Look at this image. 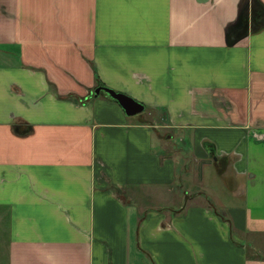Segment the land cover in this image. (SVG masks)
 <instances>
[{"label": "crops", "instance_id": "crops-1", "mask_svg": "<svg viewBox=\"0 0 264 264\" xmlns=\"http://www.w3.org/2000/svg\"><path fill=\"white\" fill-rule=\"evenodd\" d=\"M0 264H264V0H0Z\"/></svg>", "mask_w": 264, "mask_h": 264}, {"label": "water", "instance_id": "water-1", "mask_svg": "<svg viewBox=\"0 0 264 264\" xmlns=\"http://www.w3.org/2000/svg\"><path fill=\"white\" fill-rule=\"evenodd\" d=\"M247 18L245 20V26L247 25ZM100 92L105 93L110 99L117 102L119 106L122 108L126 116L133 117L139 114H142L145 110L144 106L130 98L129 96L121 93H117L106 87H99L95 90L94 94L97 96Z\"/></svg>", "mask_w": 264, "mask_h": 264}, {"label": "rangeland", "instance_id": "rangeland-1", "mask_svg": "<svg viewBox=\"0 0 264 264\" xmlns=\"http://www.w3.org/2000/svg\"><path fill=\"white\" fill-rule=\"evenodd\" d=\"M147 111L148 110H145L144 111V113L146 114L147 113ZM182 184V183H181ZM177 186H180V180L178 181L177 180ZM180 207V205H179V203L176 201L175 203H174V205L172 206V208L175 210V209H178ZM245 245H247V246H249V247H252L254 244H252V243H249V242H246V240H245Z\"/></svg>", "mask_w": 264, "mask_h": 264}]
</instances>
